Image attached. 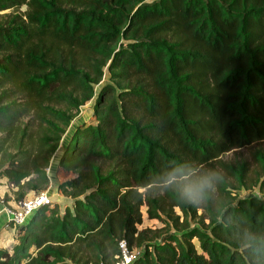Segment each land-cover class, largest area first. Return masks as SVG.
Instances as JSON below:
<instances>
[{"label": "trees", "instance_id": "1", "mask_svg": "<svg viewBox=\"0 0 264 264\" xmlns=\"http://www.w3.org/2000/svg\"><path fill=\"white\" fill-rule=\"evenodd\" d=\"M93 98L60 160L71 204L15 228L0 264H113L121 240L143 247L135 264H264V199L228 190L264 179L221 159L264 140V0H0V182L14 200L49 188ZM143 206L178 233L139 230Z\"/></svg>", "mask_w": 264, "mask_h": 264}, {"label": "rangeland", "instance_id": "2", "mask_svg": "<svg viewBox=\"0 0 264 264\" xmlns=\"http://www.w3.org/2000/svg\"><path fill=\"white\" fill-rule=\"evenodd\" d=\"M6 11H10V10H6ZM109 79H110V75L107 72V68H106V74H105V77H104L102 83L96 87V94H98L100 92L101 88L106 83L109 82ZM94 103H95V98H93L90 102H88L85 106L82 107L81 114L77 118H75V120L73 121V126L68 129L69 132H67L66 135L64 136V138H63L64 140H68V137L70 136V134L73 131V129L75 128V126H77L81 123H86V122H90V121L94 120V118H93V105H94ZM257 151H264V140L255 142L252 145L247 146V147L236 148L234 150H231V151L223 154L221 159L225 160V161H230V162H245V161L248 162V164L251 168L250 175L252 176V178H255L257 175H262V178H261V181H262L264 179V175H263V173H261V170L258 167V161L255 157V153ZM63 170H66V169L59 167V171H63ZM47 171L51 172L50 174L53 173L52 169L47 170ZM199 178H200V174L194 176L193 180H191L190 183L196 184V182H198L197 179H199ZM1 183H0L1 186L5 187V193L9 194V190H11V189L16 190L17 189L15 187H11L5 181H3ZM228 190L230 192H232V194L234 196H237L238 198L239 197L240 198H246V197H250V196H258V197L264 199V192L261 191L260 185L253 187V188H250V189H247L246 187L240 188V187L229 186ZM29 194H31V192ZM29 194H28V196H29ZM32 194H33V192H32ZM67 200L69 201L68 204L66 202H64L63 199L62 200L60 199V201L59 200L58 201L53 200L52 203H49L50 205L52 204V206H50L49 208H56L57 210H60L61 213H63L65 210V207L67 205L71 204V199H67ZM176 210L178 213H181L179 209H176ZM142 212H143V222H142V224L138 225L139 230L163 229V231L160 233V235L162 237H165V236L170 235L172 233H178V231L173 226H167V224L164 221L149 218L148 214H147V207L146 206H143ZM201 212L202 211L200 210V213ZM163 218L167 219L166 216H164ZM190 225L192 227H194L197 224L194 223L193 221H190ZM193 241L196 244V246L199 248L200 245H199L198 239L195 238ZM149 242H145V243H149ZM5 249H8V248H5ZM8 250L12 251V249H8ZM134 250L140 253L141 250H143V247H141L138 244H135Z\"/></svg>", "mask_w": 264, "mask_h": 264}, {"label": "built area", "instance_id": "3", "mask_svg": "<svg viewBox=\"0 0 264 264\" xmlns=\"http://www.w3.org/2000/svg\"><path fill=\"white\" fill-rule=\"evenodd\" d=\"M52 202L53 199L51 196L47 192H42L40 194L34 193L33 196H27L20 201L15 200V205L10 207L4 195H0V214L5 213L7 216V224L15 229L27 224L43 205ZM119 245L121 253L117 256L113 264H135L139 252L130 249L126 240H121Z\"/></svg>", "mask_w": 264, "mask_h": 264}, {"label": "crops", "instance_id": "4", "mask_svg": "<svg viewBox=\"0 0 264 264\" xmlns=\"http://www.w3.org/2000/svg\"><path fill=\"white\" fill-rule=\"evenodd\" d=\"M73 126H70V128ZM78 126V125H77ZM73 129V131L71 132L70 136L68 137V140H64L62 139V142L60 144L59 149L57 150V152L55 153V155L53 156L50 166L48 168V170L52 169V174H50L51 172L48 171V175L50 177V185L49 188L45 191L47 192L51 198L55 201H60V199L64 202H66L67 204L69 203V201L67 200L68 198L64 197L58 189V185L60 182L64 181V180H68L70 178H72L74 176L73 172H70L68 170H63V171H59V167H60V160L61 157L63 155V153L66 151L72 135L76 129V127ZM69 132V130H68ZM64 138V137H63ZM13 191H15V189H11L9 190V195L11 196V200L8 201L9 202V206H14L15 205V200H14V193ZM5 187L1 186L0 188V195H5ZM29 194V193H28ZM34 195V192L32 194H29L28 197ZM16 230L11 226L7 224V216L5 213L0 214V248H8V249H12L15 242H16Z\"/></svg>", "mask_w": 264, "mask_h": 264}, {"label": "clouds", "instance_id": "5", "mask_svg": "<svg viewBox=\"0 0 264 264\" xmlns=\"http://www.w3.org/2000/svg\"><path fill=\"white\" fill-rule=\"evenodd\" d=\"M188 195H189V198L192 199L193 202H195V200L202 195V188L194 193L189 192Z\"/></svg>", "mask_w": 264, "mask_h": 264}]
</instances>
